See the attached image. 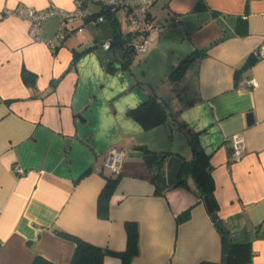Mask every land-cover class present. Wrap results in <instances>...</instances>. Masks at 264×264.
<instances>
[{
  "label": "crops",
  "instance_id": "0c3cea01",
  "mask_svg": "<svg viewBox=\"0 0 264 264\" xmlns=\"http://www.w3.org/2000/svg\"><path fill=\"white\" fill-rule=\"evenodd\" d=\"M75 2L0 0V264H29L35 254L68 264L75 243L60 232L123 251L127 222L138 232L128 264H221L220 235L195 177L181 172L174 185L197 149L207 158L216 218L232 241L250 244L251 264H264V56L254 55L264 0H156L147 50L126 67L118 48L103 47L114 37L110 22L46 13L52 5L74 13ZM28 7L46 13L38 37L15 13ZM114 16L125 32V10ZM151 94L168 117L143 128L128 111ZM235 133L245 137L237 161ZM112 147L123 151L118 175L96 169ZM151 152L165 154L159 169ZM107 176L116 182L101 212ZM102 264L124 262L107 254Z\"/></svg>",
  "mask_w": 264,
  "mask_h": 264
},
{
  "label": "trees",
  "instance_id": "16d2710c",
  "mask_svg": "<svg viewBox=\"0 0 264 264\" xmlns=\"http://www.w3.org/2000/svg\"><path fill=\"white\" fill-rule=\"evenodd\" d=\"M249 1V0H247ZM89 2L99 3L97 0H81L82 6H86ZM100 4L98 11H90L87 16L84 17L85 21H90L97 15H103L105 20L110 22L114 28V37L110 42V47H116L119 50L121 56V66H128L129 61L136 54L134 45L140 41L138 34L132 31L122 32L119 29V25L114 11H111L109 7ZM64 20H67L64 18ZM243 19H238L236 29L241 31L243 29ZM193 53L182 59L179 64L171 72L173 77H179L190 59L193 58ZM253 59L255 58L252 55ZM252 59V60H253ZM23 78L27 83H33V76L26 70L23 71ZM128 115L135 119L143 128H151L153 126L164 123L168 117L166 105L164 101L159 99L157 95L151 94L148 99L138 106L131 108L128 111ZM157 156L159 158L156 169H159L160 163L163 160L165 154L163 153H150L147 156L148 162L151 164V160ZM181 172L192 173L197 182V191L200 197L207 196L212 202L215 209V201L213 197L212 179L207 170V158L205 154L197 149L194 157L190 160H184L178 175V178L174 182V185L184 181V176ZM116 182V177L107 176V181L102 188L98 197V206L100 211H105L107 202L113 186ZM215 220L216 229L220 235L221 241V264H248L252 262L253 251L249 243L234 242L230 238L228 230L223 224L216 218L215 211L210 213ZM127 233V245L123 251H111L107 248H102L91 244L77 236L60 232L61 235L72 240L75 243L74 250L68 264H102V261L107 254H115L121 256L124 264H128L132 257L137 253L138 247V232L134 222L126 223ZM29 264H53L51 261L44 257L35 254Z\"/></svg>",
  "mask_w": 264,
  "mask_h": 264
},
{
  "label": "built area",
  "instance_id": "2783aa9c",
  "mask_svg": "<svg viewBox=\"0 0 264 264\" xmlns=\"http://www.w3.org/2000/svg\"><path fill=\"white\" fill-rule=\"evenodd\" d=\"M99 3L110 8L111 11L116 12L119 9L125 10V19L127 24L126 31H132L140 37V41L134 45V50L136 53H143L147 50V46L151 41V33L156 29L154 24H151L149 9L151 5L156 0H97ZM76 10L74 13L65 12L55 8L53 5L49 8L46 13L58 12L63 18L72 20L74 17L84 18L87 14L90 13L89 9L86 6H82L81 0H76L75 2ZM13 13V12H8ZM20 16H24L30 21V34L34 37H38L40 30V22L46 13H41L35 10L34 8L28 7L24 12L19 9L16 10ZM105 20L103 15H97L91 21H102ZM58 37H63L64 33L61 31L57 34ZM51 44V43H50ZM105 49L110 48V41H107L103 44ZM254 55L258 58L264 56V40L262 44L256 48ZM248 83L257 87L258 82L255 78H250ZM230 157L233 161L239 160L244 152L245 146V137L241 133H235L230 136ZM123 159V151L119 148L112 147L108 150L105 162L101 166H97L96 169H105L108 170L111 174L118 175L121 171ZM16 171L22 173L23 169L17 167ZM251 264V263H248Z\"/></svg>",
  "mask_w": 264,
  "mask_h": 264
},
{
  "label": "water",
  "instance_id": "95a60500",
  "mask_svg": "<svg viewBox=\"0 0 264 264\" xmlns=\"http://www.w3.org/2000/svg\"><path fill=\"white\" fill-rule=\"evenodd\" d=\"M248 116H249V118H251V114H248ZM203 199H204V202H205V205H206L208 212L212 213L214 211L212 202L210 201V199L207 196H204Z\"/></svg>",
  "mask_w": 264,
  "mask_h": 264
},
{
  "label": "rangeland",
  "instance_id": "374dc122",
  "mask_svg": "<svg viewBox=\"0 0 264 264\" xmlns=\"http://www.w3.org/2000/svg\"><path fill=\"white\" fill-rule=\"evenodd\" d=\"M137 54H139V53H137Z\"/></svg>",
  "mask_w": 264,
  "mask_h": 264
}]
</instances>
